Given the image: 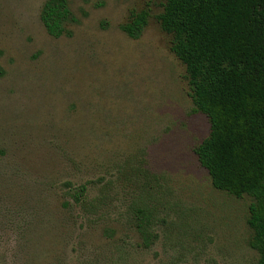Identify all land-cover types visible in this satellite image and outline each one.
Returning a JSON list of instances; mask_svg holds the SVG:
<instances>
[{
  "label": "rangeland",
  "instance_id": "obj_1",
  "mask_svg": "<svg viewBox=\"0 0 264 264\" xmlns=\"http://www.w3.org/2000/svg\"><path fill=\"white\" fill-rule=\"evenodd\" d=\"M46 1L0 0V264H259L254 198L215 188L195 152L211 122L166 0H68L60 37Z\"/></svg>",
  "mask_w": 264,
  "mask_h": 264
},
{
  "label": "trees",
  "instance_id": "obj_2",
  "mask_svg": "<svg viewBox=\"0 0 264 264\" xmlns=\"http://www.w3.org/2000/svg\"><path fill=\"white\" fill-rule=\"evenodd\" d=\"M149 16L135 13L123 30L138 37ZM41 17L50 35L68 33V0H47ZM159 19L187 67L194 111L211 122L195 152L215 188L254 198L249 243L264 264V0H166ZM86 192L80 186L75 199Z\"/></svg>",
  "mask_w": 264,
  "mask_h": 264
}]
</instances>
